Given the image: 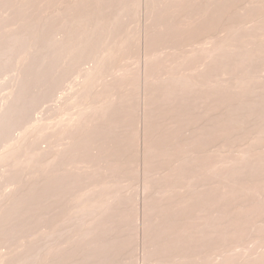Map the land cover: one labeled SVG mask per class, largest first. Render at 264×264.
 <instances>
[{"label":"bare ground","instance_id":"bare-ground-1","mask_svg":"<svg viewBox=\"0 0 264 264\" xmlns=\"http://www.w3.org/2000/svg\"><path fill=\"white\" fill-rule=\"evenodd\" d=\"M0 51V264H264V0H0Z\"/></svg>","mask_w":264,"mask_h":264},{"label":"rangeland","instance_id":"rangeland-1","mask_svg":"<svg viewBox=\"0 0 264 264\" xmlns=\"http://www.w3.org/2000/svg\"><path fill=\"white\" fill-rule=\"evenodd\" d=\"M32 34H33V31L28 32V33L26 34V37L29 36L30 39H29L28 37H27V39L31 40V38H32V36H33ZM26 37H25V38H26ZM23 39H24V38H23ZM27 39H26V40L24 39L23 41H26V42H27ZM29 40H28V41H29ZM26 42H25V43H26ZM21 43L23 44L24 42H21ZM21 43H20V44H21ZM25 43L22 45V49H21V50H19L21 47L17 49V52H18V51H22V54H23V55H22V54H20V52H19V55H18V56L22 55V56H21V59H20V62H19L20 64H18V63L16 62V61H17L16 59L19 60L18 56H17V58L15 59L16 54H15V56L13 57V58L15 59V62H16L15 65L13 64L14 61H13L12 58H10L11 61H13V62L10 61V62H11V65L9 64L10 62L7 63V61H8L7 59H6L7 61L5 60V61H6V62H4V63H6L5 65H8V64H9V66H10V67H9V66L3 67L4 69H5V68L9 69V71H7V69L5 70V71H7L6 76H4L5 78H8V76L11 77V75L14 74V72H17V73H18V70L21 69V67H23L22 65H24V64L26 63V61H27L26 59L28 58L27 56H29V54L25 51V49H26V48L28 49V45H29L28 43H29V42L26 43L27 46L25 45ZM19 46H20V45H19ZM4 49H5V47H4ZM27 49H26V50H27ZM1 50L3 51V49H1ZM5 51H6V50L3 51V57L1 56L2 53L0 54V57H2V58H6L7 55L5 56V54H4ZM27 51H28V50H27ZM0 52H1V51H0ZM17 52H16V53H17ZM25 52H26V54L24 55ZM194 53H196V52H193L192 55H194ZM27 54H28V55H27ZM196 54H197V53H196ZM197 55H198V54H197ZM4 56H5V57H4ZM194 56H195V55H194ZM24 58H26V59L24 60ZM10 59H9V60H10ZM0 60H1V59H0ZM3 60H4V59H3ZM3 60H2V63H3ZM0 62H1V61H0ZM15 62H14V63H15ZM4 63H3V64H4ZM12 64H13V65H12ZM17 64L19 65V68L15 67V66H17ZM8 67H9V68H8ZM16 68H17V69H16ZM15 70H16V71H15ZM19 71H20V70H19ZM250 73H251V74H256L257 77H259V76L264 75V70H263V71H262V70H258V72H255V71L253 70V71H251ZM14 76H15V75H14ZM14 76L11 77V78H14ZM237 76H238V75L233 76V77H232V80H233L234 78H237ZM16 77H17V74H16ZM11 80H13V79H10V81L7 80V81H9L10 83H8V84L6 83V84H7L6 86H3V85H5V84L1 85V86L4 87V89L2 90V88H0V89H1V90H0V95H3L4 92L6 93V91L8 92V91L12 90L13 85H12V83H11ZM12 82H13V81H12ZM1 86H0V87H1ZM5 87H6V88H5ZM71 105H72V104H71ZM72 106H73V107L69 106V107H67V108H70V109H71V108H74V107H75L74 105H72ZM70 109H68V110H69V113L71 114ZM68 110H67V111H68ZM73 110H75V108H74ZM76 110H77V109H76ZM82 110H83V109H82ZM64 111H65V110H64ZM78 111H81V110L79 109ZM78 111H75V112H78ZM65 113H66V111H65ZM67 113H68V112H67ZM72 113L74 114L73 111H72ZM73 114H72V115H73ZM21 115H22V114H21V111H20L19 109H18V110H15V115H14V117L19 118ZM67 115H68V117H69V114H66V115L64 114L63 116H66V117H67ZM21 117H22V116H21ZM64 118H65V117H64ZM28 119H31V121H32V119L34 120L33 117H32V118H28ZM21 120H22V118L20 119V121H21ZM29 121H30V120H29ZM23 122H24V121H23ZM23 122H22V126L24 125ZM25 122H26V121H25ZM27 122H28V121H27ZM28 123H31V122H28ZM28 123H27V124H28ZM18 124H19L18 127H20L21 123H18ZM27 124L25 123V125H24L25 128H24V129H23L22 126H21V128H18V127H17L18 130H15L16 133H13V134H12V135H15L16 139H15V137H14L15 140H14V139L12 140L11 137H10V140H11V141H10V142L8 141L7 146H5L6 149L4 148V149H5L4 153L6 152V154L8 155V156H6V160H7V159H10V156H11V158H12V159L9 160V161L7 160V163H5V164H9V163H11L12 160H14V162H17V161L23 159L25 154H26L27 156L29 155L28 153H25V152L27 151V146L30 144L31 140L33 139V136H34L33 134L35 133V130H34V129H36V127L34 126V121H33V123H31L32 126H34V128L31 127L30 125L28 126ZM26 125H27L28 127H27ZM12 135H11V136H12ZM64 145L66 146V144H62V145H60V146L58 145L61 149H60V148H57L58 146L56 147V148H57L56 154L60 153V151L64 148ZM62 147H63V148H62ZM59 150H60V151H59ZM53 151H54V153H53ZM22 152H24V153H23V155H22V157H21V159H20L19 157L21 156L20 154H21ZM16 153L20 155L18 158L16 157V155H17ZM52 153H53V155H55V149L52 150ZM3 155H4V154H3ZM26 155H25V156H26ZM13 157L17 158L18 160H16V159L13 158ZM15 160H16V161H15ZM8 162H9V163H8ZM64 163H66V164L63 165L62 167H63V168L68 167L69 163H68L67 161H65ZM67 163H68V164H67ZM69 166H70V165H69ZM18 183H22V182H18ZM31 183H32V182H31ZM31 183H29V184H31ZM116 186H119V185H116ZM114 188H116V191H117L118 189H119L118 191H120V190H121L122 188H124V187H123V186H120V187L117 188V187H114V186H113V187L111 188V190L113 189L114 191H113V193H112V191L110 190L111 192H109V193L107 194V195L109 196V197H106V199L108 200L107 204H106V201H107V200H106V201L103 200V201H104L103 203H105L104 206H106V208L109 207V208L112 209L113 206H115L116 204L118 205V203H119V201H120L118 198H120V196L123 197L121 194H123L122 192L124 191V189L121 190L122 192H121V194H120L119 192H116ZM114 192H116V193L114 194ZM111 193H112V195L114 194L112 197H110ZM124 193H125V192H124ZM119 194H120V196H119ZM107 195H106V196H107ZM123 195H124V194H123ZM65 198H66V197H65ZM65 198H64V200L62 199L61 203H63V201L66 202L65 200H67V199H65ZM109 198H110V200H109ZM104 199H105V198H104ZM120 199H121V198H120ZM117 200H118V203H117ZM67 201H68V200H67ZM68 202H69V201H68ZM68 204H69V203H68ZM64 206H65V208H67V209H68V207H69V205H65V203H64ZM70 207H71V206H70ZM104 208H105V207H104ZM109 208H108V209H109ZM62 209H63V211H64V207H63V206H62ZM67 209H66V211H64V212H67V215H68V212H70V208L68 209L69 211H68ZM71 209H72V208H71ZM84 210L86 211V209H83V211H81V213H82V212L84 213ZM72 211H74V210L72 209ZM72 211H71V214H69V216L72 215ZM74 212H75V211H74ZM100 212H101V211H100ZM81 213H80V214H81ZM83 213H82V214H83ZM65 214H66V213H65ZM73 214H74V213H73ZM80 214H79V215H80ZM84 214H86V213H84ZM87 214H88V213H87ZM79 215H78V216H79ZM82 216L84 217V215H82ZM85 216H86V215H85ZM87 216H88V215H87ZM87 216H86V217H87ZM71 217H74V216L72 215ZM80 217H81V215L79 216V218H80ZM83 217H82V218H83ZM79 218H78V220H79ZM82 218H81L80 221H82V220L84 221V220L87 219L88 217H87V218L84 217L85 219H82ZM73 220H75V218H74ZM78 220L76 219L75 221H78ZM27 221H28V220H27ZM80 221H79L78 223H81ZM84 222H87V220L84 221ZM84 222H83V223H84ZM62 223H64V222H62ZM62 223H61V225H62ZM74 223H75V222H74ZM74 223H73L72 225H74ZM83 223H82V224H83ZM64 224H66V222H65ZM67 224H69V223H67ZM70 224H71V223H70ZM75 224H77V222H76ZM61 225H60V226H61ZM62 226H63V225H62ZM65 226H66V225H65ZM66 227H68V228L63 227V228H65L64 230L61 228L62 231H65V234H66V232H69L68 230H71V229L69 228V227H70L69 225H67ZM28 228H29V229H28ZM27 229H28V230H27L26 233H28V234H26V235L21 239V241H20V243H19V245H18V250H17V252L15 253V258H16L17 260H23V261H26V264H35V260H36L35 256H36V255L34 256V254H36V252H37V250H35V249H37V247L34 246V243L36 242V240L34 239V238H35L34 235H30V234H29V233L32 234V232H33V234H34V231L31 232V231H30V229H31L30 227H27ZM66 229H68V230L66 231ZM31 230H32V229H31ZM29 231H30V232H29ZM130 233H132V232H130ZM68 235H69V233H68ZM27 236H28V237H27ZM29 236H33L34 238H33V237H30V238H29ZM32 238H33V239H32ZM34 240H35V242H34ZM35 244H36V243H35ZM36 246H37V245H36ZM132 247H133L132 244L129 245V247L127 248L126 252H125V251H124V252L122 251V253L120 252V251H121L120 249H115L116 251L119 250V253H117V256H118V257L116 256V251H115V250L110 251V253H107V256L109 255V256H114V257H113V259H111V257H109V256L107 257V256H106V260H110V259H111L112 261H111V260H110V261H107L108 263H106V262L104 261V263L101 262V264H124V263H125V264H128V263H129V264H133V262H131V263L128 262V261H131V260L133 259L132 255L134 256V252H135V250H133L134 248H132ZM34 251H35V252H34ZM114 251H115V252H114ZM111 252H112V253H111ZM113 252L115 253V255L113 254ZM128 252H129L130 254H129ZM123 253H124V254H123ZM127 253L129 254V258H128V254H127ZM125 254H127V255H125ZM116 257H117V258H116ZM121 257H122L123 259H121ZM107 258H109V259H107ZM127 258H128V259H127ZM122 261H123V263H122ZM124 261H125V262H124ZM126 261H127V262H126ZM109 262H110V263H109ZM141 263H142V262H140V264H141ZM142 264H143V263H142Z\"/></svg>","mask_w":264,"mask_h":264}]
</instances>
